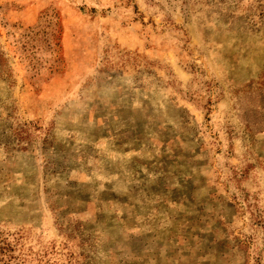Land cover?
<instances>
[{"label":"rangeland","instance_id":"rangeland-1","mask_svg":"<svg viewBox=\"0 0 264 264\" xmlns=\"http://www.w3.org/2000/svg\"><path fill=\"white\" fill-rule=\"evenodd\" d=\"M0 246L264 264V0H0Z\"/></svg>","mask_w":264,"mask_h":264},{"label":"trees","instance_id":"trees-1","mask_svg":"<svg viewBox=\"0 0 264 264\" xmlns=\"http://www.w3.org/2000/svg\"><path fill=\"white\" fill-rule=\"evenodd\" d=\"M5 247H3V246H0V260H4L3 258H1V256L2 255H6L5 253L6 252H4L5 251ZM6 260V259H5ZM4 263H7L6 261H4Z\"/></svg>","mask_w":264,"mask_h":264}]
</instances>
